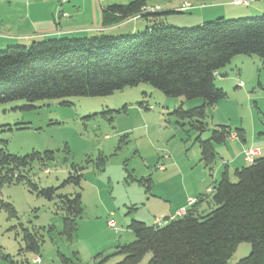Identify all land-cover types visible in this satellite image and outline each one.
Returning <instances> with one entry per match:
<instances>
[{"label":"rangeland","instance_id":"obj_1","mask_svg":"<svg viewBox=\"0 0 264 264\" xmlns=\"http://www.w3.org/2000/svg\"><path fill=\"white\" fill-rule=\"evenodd\" d=\"M190 1L207 10L192 9L191 3L185 2L176 11L189 6L192 11L170 16L190 20L191 27L198 26L193 23L210 13L227 12L225 19L264 16V0H241L247 5L238 6L234 0ZM148 4L140 14L120 24L139 21L120 31L81 35L91 38L144 32L146 20L140 15L161 13L160 7ZM148 25L153 27L151 22ZM9 41L0 37V50L30 46L42 39ZM215 85L226 97L206 109L201 139H210L219 126H228L232 135L225 143L214 144L217 157L208 166L202 161L196 141L200 132L193 127L195 121H182L172 115L179 107L188 111L200 106L201 98L168 97L149 84H140L107 97L0 105V151L20 157L33 152L55 153L54 161H36L22 172L38 191L26 181L0 186V264H63L62 256L73 264H98L103 260L115 264L123 259L116 247L135 240L128 221L152 225L157 215L182 203L185 206L175 212L177 219L186 214L179 216L178 212L191 209L201 197L204 201L197 205V215L209 214L215 208L212 195L223 172L226 170L230 181L236 183L235 171L250 164L245 157L247 150L260 148L264 156V58L235 56L217 72ZM30 105L34 108H27ZM238 130L243 131V140L237 136ZM75 171L83 174L81 188L64 185ZM48 188H59L57 193L61 195H82L84 214L78 219L73 240L63 235L65 212L58 209V199L51 201L39 194ZM193 198L195 203L189 205ZM5 205H11L15 215ZM27 233L38 241V254L27 250ZM250 252L251 244L241 243L229 263H239ZM151 257L147 254L139 264H148Z\"/></svg>","mask_w":264,"mask_h":264},{"label":"trees","instance_id":"obj_2","mask_svg":"<svg viewBox=\"0 0 264 264\" xmlns=\"http://www.w3.org/2000/svg\"><path fill=\"white\" fill-rule=\"evenodd\" d=\"M151 1L134 0L126 5L109 6L103 12V27L118 25L140 14ZM186 11L140 16L149 20ZM152 26L135 35L49 38L34 41L30 46L0 50V105L107 97L140 84H149L168 97L201 98L200 106L188 111L179 107L172 115L182 121H195L193 127L200 132L196 141L200 144L202 161L207 166L213 164L217 157L214 144L225 143L232 135L228 126H219L210 139H201L206 109L226 97L215 85L216 74L235 56L264 58V16L220 17L193 27L163 22ZM242 133L238 130L236 134L243 140ZM54 160L52 151L20 157L1 150L0 186L26 181L38 191V186L22 172L36 161L45 164ZM235 175L238 181L232 183L228 172H223L212 195L215 208L205 216L197 215L196 207L204 201L201 197L184 216L163 225L131 220L128 228L135 240L116 247L123 259L115 264H139L149 253L152 257L148 264H230L241 243L251 244V252L237 264H264V156L260 153L254 162L237 169ZM82 177V173L75 171L64 185L81 188ZM58 189H42L39 194L51 201L58 199V209L65 212L63 235L73 240L78 219L84 214L82 195L80 192L61 195ZM5 207L15 215L11 205ZM26 241L27 250L38 254L36 238L27 233ZM62 261L73 264L64 256ZM98 264H105V260Z\"/></svg>","mask_w":264,"mask_h":264},{"label":"crops","instance_id":"obj_3","mask_svg":"<svg viewBox=\"0 0 264 264\" xmlns=\"http://www.w3.org/2000/svg\"><path fill=\"white\" fill-rule=\"evenodd\" d=\"M18 1L20 3H17ZM132 1L134 0H24V2L22 0H0V37H3V40H12V42L17 43L59 37H87V35L81 34L95 31H120L139 20L127 22L126 26L119 24L104 28L102 25L103 12L109 6L126 5ZM185 2L191 3L190 0H153L148 6L160 7L161 13H163L176 11ZM191 5L193 6L192 9L207 10L204 5L200 7L194 6L193 3ZM192 9L187 11H192ZM226 14L227 12L220 13V15L210 13L207 17H201L196 21L197 23L193 24L201 25L208 20H215L216 17L229 16ZM170 15L146 20V26H150L148 25L149 22L151 24L163 22L178 27H191L188 25L190 20L176 19L175 16ZM136 28L138 26L134 27L133 31ZM256 149L261 153L260 148ZM242 156L240 155V157ZM223 166L225 167V164ZM184 206L182 203L171 206L162 215H157L152 221V225L159 224L160 221L163 222V218L175 216V212Z\"/></svg>","mask_w":264,"mask_h":264},{"label":"built area","instance_id":"obj_4","mask_svg":"<svg viewBox=\"0 0 264 264\" xmlns=\"http://www.w3.org/2000/svg\"><path fill=\"white\" fill-rule=\"evenodd\" d=\"M234 3L236 4V5H242V4H246L247 5V2H243V1H241V0H234ZM190 8V6L189 7H185V8H181V10L180 11H186V10H188ZM243 84L242 83H240L239 84V86H242ZM259 155V150H247L246 152H245V157H246V161H248L249 163H252V162H254V160H255V158H256V156H258ZM195 203V200H190L189 201V205H193ZM186 212V210H181L180 212H178L177 213V215H184V213ZM176 217H178V216H173V217H171L168 221H163V222H158L159 224L158 225H163V224H166V223H168L169 221H172V220H175L176 219ZM109 225L111 226V227H113V223H109ZM35 262H37L38 263V260L37 261H35Z\"/></svg>","mask_w":264,"mask_h":264}]
</instances>
